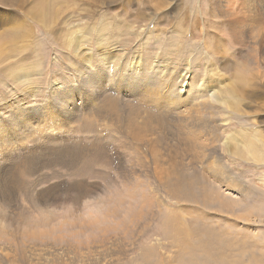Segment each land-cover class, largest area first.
Instances as JSON below:
<instances>
[{"label": "rangeland", "instance_id": "rangeland-1", "mask_svg": "<svg viewBox=\"0 0 264 264\" xmlns=\"http://www.w3.org/2000/svg\"><path fill=\"white\" fill-rule=\"evenodd\" d=\"M246 2L220 32L206 0H0V264H184L213 220L263 238L264 0ZM176 177L242 201L190 215Z\"/></svg>", "mask_w": 264, "mask_h": 264}, {"label": "bare ground", "instance_id": "bare-ground-1", "mask_svg": "<svg viewBox=\"0 0 264 264\" xmlns=\"http://www.w3.org/2000/svg\"><path fill=\"white\" fill-rule=\"evenodd\" d=\"M246 1H248V0H206V2H207V7H206L207 14L211 18L214 19V24H217L216 27H217V29H219L220 32L223 30L224 26H226V27L229 26V28L233 24H237L239 26H245L248 18L251 17L250 15H248L245 12L247 10V6H244ZM236 2H238L237 6L235 5ZM239 6H243V7H239ZM216 20H219L218 21L219 24L215 22ZM220 20H221L222 24L220 23ZM224 21L226 24H223ZM260 21H261V19H260ZM260 21H258L259 25L257 26V29H258L257 34L263 35L264 34V23H263L264 21H262V22H260ZM257 29H256V31H257ZM222 35L226 36V38L221 37L217 40H218V42H221L223 40V44L226 48V45H228V42L231 43V41L229 39L230 35L228 32L223 33ZM260 35H259V40H261L260 38L262 37V36L260 37ZM262 39H264V36ZM216 48L218 50V48H220V46H217ZM102 58H103L104 63H105L106 62V60L104 59L105 57H102ZM118 59L119 58H117L116 60H118ZM116 60H109V63H112L111 65L115 66V65H117ZM114 62H115V64H114ZM186 84H188V82ZM214 96L216 98H219L218 95L214 94ZM224 102H225V100L223 101V103ZM106 105L107 106L109 105V107H108L109 109H112V107H113V104L110 102L107 103ZM132 123H133V121H132ZM240 134H243V133H240ZM228 136L229 135H227V137ZM238 136H239V134H238ZM197 137L198 136H194V134L192 136L189 135L188 141L190 143H192L195 140H199V138H197ZM235 137L234 136H233V138L230 137V139L228 140L227 143H224V144L222 143V145H223L222 147H225L224 150L231 148V145H233V144L230 145V141L232 143H234L233 149L235 148L236 150L240 151L243 154H245V151H251L252 150V144L249 140H245V137H244L245 141H241L240 139H242L243 137L240 138L241 137L240 136L239 137L240 141H239ZM225 140L227 141V138ZM188 147H189L188 149H190L191 145L189 144ZM191 150H193V149H191ZM219 166L221 167L220 164H219ZM219 166L217 167L218 169H219ZM227 177H229V176H227ZM185 179L186 178H184V177H180V178L176 177L169 184V186L171 185V186H174L175 188H178V189H180V187H184L183 192L186 195L184 200L186 202L196 203V204H185V206L182 207V210L187 211L190 215H192V213L195 211V213H197L200 217H207L209 215L211 216V215H215V214L217 215V217H220L221 215H219V214H222V213H228L229 216L235 215V213H236L235 207L237 205L239 206V204H237V203L242 198H240V200L236 201V200H233L232 198L225 197L227 193L225 195L222 194L224 191L231 188V186H233V184L231 185L228 182H227L228 184L223 183L224 187H223L222 183H219V182H218V185H216L217 183H215L213 185H210L209 187H207V185H205V186L203 185V186H200V188H197L198 191L196 192V191H194V187L192 186L195 179L190 178V180H186V181H185ZM221 187H223L224 189H221ZM213 188L216 189L217 192L214 191ZM233 188L235 189V187H233ZM211 190L213 192V195L210 197L209 192ZM248 195H251V197L254 198L255 201H260V202L264 201V194H262L260 190H254L253 189V190L249 191ZM197 204L201 205L203 208H201V209L193 208L195 206H198ZM212 205H217L216 210H215L216 212L214 211L215 213H213L211 211H209L210 212L209 213L207 210V208L212 207ZM217 213H219V214H217ZM208 218H210V217H208ZM214 221H215L214 226H216L217 225L216 220H213L212 222H214ZM222 221H225V220H222ZM212 222L211 223L210 222L209 223L208 222L202 223V225H200L197 228V232L199 234H202L204 239H207V241L201 243V245L198 248L189 247L186 245L179 247L178 251L175 252V257H176L177 262H181L184 264H187V263H189V264H238V262L240 260V262L245 261L247 264H264V250H263V248H264V245H263L264 244V234H263V238H262V234H260L261 236L257 235L258 239L255 242L252 240H245V239L239 240L237 238V236L233 239V241H229L228 238H223V237H225L226 233L223 232L222 229L219 228V226H217L218 227L217 229L212 227ZM226 225H227V227H234V225L232 226V224H229L228 222L226 223ZM172 231H174V236L178 235V232H177L178 230L176 231L173 228ZM263 232L264 231H262L261 233H263ZM235 233H233V234L235 235ZM238 234L240 235V232ZM244 235H245V233H244ZM150 253H151L152 258H153V260H152L153 262L151 261V264H166L165 258L163 256H161L159 253H153V252H150ZM142 260L144 261L146 259L144 257H142ZM148 263L150 264V262H148Z\"/></svg>", "mask_w": 264, "mask_h": 264}]
</instances>
